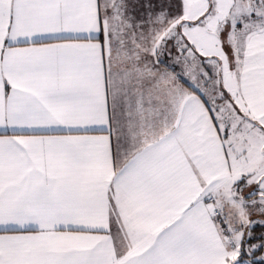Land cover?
<instances>
[{
    "label": "snow or ice",
    "instance_id": "1",
    "mask_svg": "<svg viewBox=\"0 0 264 264\" xmlns=\"http://www.w3.org/2000/svg\"><path fill=\"white\" fill-rule=\"evenodd\" d=\"M0 264H264V0H0Z\"/></svg>",
    "mask_w": 264,
    "mask_h": 264
}]
</instances>
